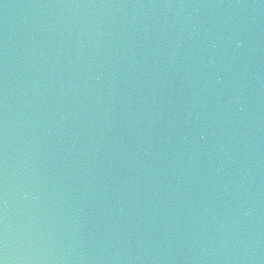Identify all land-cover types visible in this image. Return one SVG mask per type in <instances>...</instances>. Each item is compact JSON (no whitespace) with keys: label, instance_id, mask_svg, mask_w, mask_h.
<instances>
[{"label":"water","instance_id":"water-1","mask_svg":"<svg viewBox=\"0 0 264 264\" xmlns=\"http://www.w3.org/2000/svg\"><path fill=\"white\" fill-rule=\"evenodd\" d=\"M0 264H264V0H0Z\"/></svg>","mask_w":264,"mask_h":264}]
</instances>
